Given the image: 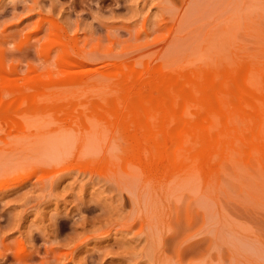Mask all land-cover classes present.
I'll return each mask as SVG.
<instances>
[{
  "label": "rangeland",
  "instance_id": "374dc122",
  "mask_svg": "<svg viewBox=\"0 0 264 264\" xmlns=\"http://www.w3.org/2000/svg\"><path fill=\"white\" fill-rule=\"evenodd\" d=\"M0 264H264V0H0Z\"/></svg>",
  "mask_w": 264,
  "mask_h": 264
},
{
  "label": "bare ground",
  "instance_id": "6f19581e",
  "mask_svg": "<svg viewBox=\"0 0 264 264\" xmlns=\"http://www.w3.org/2000/svg\"><path fill=\"white\" fill-rule=\"evenodd\" d=\"M180 144V143H179ZM173 162V161H172Z\"/></svg>",
  "mask_w": 264,
  "mask_h": 264
}]
</instances>
